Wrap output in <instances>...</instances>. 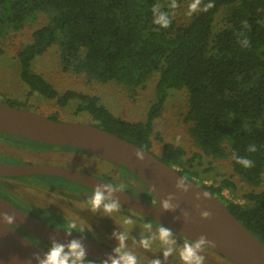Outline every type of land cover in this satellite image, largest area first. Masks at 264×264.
<instances>
[{"label": "trees", "instance_id": "obj_1", "mask_svg": "<svg viewBox=\"0 0 264 264\" xmlns=\"http://www.w3.org/2000/svg\"><path fill=\"white\" fill-rule=\"evenodd\" d=\"M182 1L176 0L178 5ZM209 2L213 8L198 11L191 21L180 23L176 16L179 6L170 8L171 0H0V28L20 30L37 13L48 14L49 22L37 28L32 42L19 52L21 76L31 91L62 106L78 99L77 111L88 112L95 120L90 123L152 152L154 122L169 89L187 88L186 119L194 144L216 159L231 157L235 174L256 188L264 182V0H202L200 7ZM157 4L169 14L171 24L167 28L153 24L152 8ZM224 7L231 11L228 23L216 29ZM245 20L247 29L242 23ZM245 38L247 47L240 43ZM56 43L61 47L64 68L86 72L90 79L145 86L158 72L159 98L152 104L148 119H121L100 102L98 95L75 90L61 93L35 72L33 60ZM5 101L26 108L17 100ZM51 117L59 119L57 115ZM156 138L163 142L157 156L181 167L182 174L190 178H203L194 165L201 152L187 158L188 151L182 145L166 142L160 134ZM252 144L255 152L248 151ZM234 152L252 160L254 167L237 164L232 158ZM217 183L203 185L224 198L232 213L264 241V190L245 193L243 203L224 196L227 188L237 190L232 176Z\"/></svg>", "mask_w": 264, "mask_h": 264}, {"label": "rangeland", "instance_id": "obj_2", "mask_svg": "<svg viewBox=\"0 0 264 264\" xmlns=\"http://www.w3.org/2000/svg\"><path fill=\"white\" fill-rule=\"evenodd\" d=\"M192 2L193 0H183L180 3L176 12L180 23H188L199 11L194 12L191 16L187 15L189 4ZM230 13L231 11L228 7H224L221 10L217 18L216 29L227 25ZM49 19L48 14L39 12L20 30L0 28V47L2 48V52H0V99L17 100L29 110L48 116L57 115L59 120L63 121L95 122L88 112L77 111L78 99H73L66 106H62L55 99L44 97L38 92H32L21 76L19 52L25 45L32 42L33 32L47 24ZM32 68L35 72L42 74L61 93L75 90L82 93L96 94L100 97V102L116 116L129 121H146L152 104L158 101L159 98L157 94L158 72L146 82L145 86L133 87L118 80L103 82L97 79H90L86 72L77 73L64 68L59 43L53 44L43 55L36 57L32 62ZM188 111V89H169L161 114L154 122L155 134L153 138L155 144L152 149L153 152L160 155L162 151L163 142L156 138L157 134H160L166 142L185 147L188 151L187 158H190L195 152H201V158H198L194 165L201 171L203 178L195 176L194 179L202 185L203 183L210 185L215 182L219 183L227 176H232L236 181L237 190L225 189L224 196L226 199L244 203L246 202L243 196L245 193L253 190H264V182L261 186L255 188L242 181L240 176L234 172L231 157L216 159L205 154L194 144L189 133L190 122L186 119ZM177 137H180L179 143H177ZM20 145L24 147L18 149ZM0 150L16 153L21 158V161H19L20 159L1 157V160L10 162L29 160L32 163L58 162L64 166L77 167L110 181L119 187L123 186V189L139 197L146 200L149 199V194L142 195L148 186L145 187L146 184L134 175L132 171L120 164L97 157L72 145L53 147L34 139L13 134L5 135V133L0 132ZM179 168L182 169L181 167ZM30 179L33 182L41 181V183L44 182L47 185L59 183L65 186L68 185L76 190L82 189L80 185L56 176L36 175ZM12 181L20 191L24 192L32 200L47 209L51 208L63 212L70 220L76 222L78 229L83 227L84 231L79 233L94 237L113 248L119 244L116 238L117 235L125 234L127 239L124 250L132 252L139 259L149 263L152 260L159 259L161 264H182L178 250L188 239H184L181 235L173 232L172 238L177 241L176 251L173 252L172 256L165 258L163 250L167 246L163 245L158 239H154L158 233V227L162 224L152 221L150 218L131 210L123 204L120 205L118 212H114L111 215L105 214L102 208L97 212H92L87 204V200L93 192L90 188H86L90 193L87 191L79 193L67 187L57 186L53 188L46 186L26 188L22 185H17L18 183L16 182H19V180ZM120 183H126L133 189ZM221 199L226 202L224 198ZM126 219H131L132 223L125 224L124 221ZM148 224H151L152 227L148 228ZM66 225L67 223H65ZM141 239H148L151 245L150 248H143L140 245ZM201 255L205 257V264H234L220 253L206 247L201 252ZM92 264H99V262L92 260Z\"/></svg>", "mask_w": 264, "mask_h": 264}, {"label": "water", "instance_id": "obj_3", "mask_svg": "<svg viewBox=\"0 0 264 264\" xmlns=\"http://www.w3.org/2000/svg\"><path fill=\"white\" fill-rule=\"evenodd\" d=\"M0 131L41 141L46 144L62 146L72 145L93 155L120 164L128 168L146 183L157 204L139 197L125 189L116 193L121 204L145 215L152 220L172 229V231L196 240L200 235L214 241L215 246L207 248L223 255L234 264H264V241L247 228L232 213L228 205L204 185L182 174L181 169L170 165L154 152L134 143L112 131L89 122L63 121L51 116L14 106L0 99ZM145 152L143 162L137 161L134 152ZM55 174L67 177L91 189L98 184L110 183L88 171L54 164L0 163V175ZM186 176L193 183L192 190L208 191L212 198L205 202L192 200L188 193H180L175 188L176 179ZM197 187H196V186ZM169 194L177 197L173 203L179 207L175 211L165 212L159 203ZM200 204V210L195 208ZM207 210L212 218L203 220L200 211ZM188 212L190 222L186 223L182 215ZM14 214V224L8 226L0 217V264H27L33 253L41 256L47 250L22 234L15 225H19L44 238L49 243H67L70 239H80L87 250V257L102 261L113 255V247L89 235L73 231L67 235L64 228L56 227L42 219L20 209L0 196V213ZM15 258V259H13ZM32 264H36L32 260ZM137 264H150L139 259Z\"/></svg>", "mask_w": 264, "mask_h": 264}, {"label": "clouds", "instance_id": "obj_4", "mask_svg": "<svg viewBox=\"0 0 264 264\" xmlns=\"http://www.w3.org/2000/svg\"><path fill=\"white\" fill-rule=\"evenodd\" d=\"M202 0H193L192 3L189 4L187 15L191 16L196 11H204L207 12L211 8L214 7V4L209 2L200 7ZM179 5L176 0H171L169 5L170 8L176 9ZM153 13V24L158 25L162 28H167L171 24V19L167 12L161 10L160 5H154L152 8ZM243 27L245 29L249 28L248 22L245 20L242 22ZM243 35V33H240ZM243 47L249 46V41L247 38L240 41ZM177 143H179L180 137L176 138ZM256 146L254 144L249 145L248 151L255 152ZM134 156L137 161L143 162L145 159V152L142 149H139L134 152ZM232 158L235 160L237 164L242 165L244 168H252L254 167V162L248 158L240 157L235 152L232 154ZM194 184L189 183V179L186 176L180 175L175 182V188L180 193H188L192 190V186ZM196 186V185H195ZM197 187V186H196ZM123 186L120 188L114 187L110 183L106 184H98L94 189L87 200V204L90 206L92 212H97L101 208L103 209L105 214L111 215L114 212H118L120 210V201L116 198V193L122 192ZM212 198V194L208 191L197 192L195 194V200H207ZM172 194H169L166 198L162 199L159 203V208L163 211H175L179 205L177 203H173L176 200ZM154 204H157L154 201ZM195 208L199 211L200 204H196ZM184 217V221L186 223L190 222V217L188 212L182 213ZM0 217H2L4 223L8 226L14 224V220L16 219L14 214H9L7 212L0 213ZM200 218L203 220H208L212 218V213L207 210L200 211ZM125 224H131V219H126L124 221ZM148 228H151L152 225L148 224ZM64 230L67 235L71 236L73 231L83 232V227H79L75 221L69 222ZM173 231L172 229L160 225L158 227V233L154 239H158L163 245L167 247L163 250V256L168 258L173 255V252L176 251V243L177 241L172 238ZM119 241L117 247L113 248V255H108L106 259L99 262V264H137L138 257L130 251H125V241L127 239L125 234H119L116 237ZM140 245L148 249L150 248V242L148 239H141ZM215 246L214 241L209 240L206 236L200 235L196 240H186L183 245L178 250L179 259L182 264H205V257L201 255V252L205 247ZM47 250L41 256L39 253H33L31 258L27 261V264H32V260L36 261V264H92V260L87 259V250L82 244L80 239H70L67 243L56 242L54 239L52 243L47 246ZM15 259V258H13ZM150 264H161L159 259L152 260Z\"/></svg>", "mask_w": 264, "mask_h": 264}, {"label": "flooded vegetation", "instance_id": "obj_5", "mask_svg": "<svg viewBox=\"0 0 264 264\" xmlns=\"http://www.w3.org/2000/svg\"><path fill=\"white\" fill-rule=\"evenodd\" d=\"M2 133H5V132H2ZM5 135H10V134L5 133ZM4 137H8V136H4ZM48 145H50V144H48ZM52 146L53 147H62V146H55V145H52ZM23 147H24L23 145H20L18 149H21ZM1 157H5L7 159H12V158H14V159H20L19 161H21V158L16 153H8V152H5L4 150L3 151L0 150V163H9V164L32 163V162H29V160H26V161H23V162H10V161H6V160H1L2 159ZM35 164H54V165L64 166L63 164L58 163V162H44V163H35ZM67 167H70V166H67ZM73 168H77V167H73ZM77 169H80V168H77ZM36 175L37 176L42 175V176H56V177H61L63 179H67L71 183H75V184L80 185L82 189L81 190H76V189L71 188L68 185L65 186L64 184H59V183H51V184L47 185L44 182L41 183V181L40 182H33L32 179H30V178L33 177V176H36ZM106 177L110 178L111 180H114V179H112L109 176H106ZM12 180H16V181L19 180V182H16V183H18L17 185L18 186H21L22 185V186H24L26 188H32L34 186H36V187L37 186H46L48 188H53L54 186H57V187H67L70 190L78 191L79 193L81 191H87V192H89L88 190H86V188H89V187H87V186H85L83 184H80V183H78V182H76L74 180H71V179H69L67 177L61 176V175H55V174H32V175H16V176H14V175H0V196H2L3 198L7 199L8 201H10L11 203H13L14 205H16L17 207H19L20 209H22V210H24V211H26V212H28V213H30V214H32V215L40 218V219H42L45 222H48V223H50V224H52V225H54L56 227H59V228H64L65 227V223L68 224L69 222H72V220H70L63 212L56 211V210H53L51 208L47 209V208L43 207L42 205H40L39 203H37L36 201L32 200L29 196H27L26 194H24V192L20 191L18 189V187H16V185L13 183ZM143 183L146 184L145 182H143ZM120 184L132 188L130 185H128L126 183H120ZM146 186L147 185H145V187ZM146 194H149L148 195L149 196L148 201H151V202H154L155 201V198L152 195V193L150 192V190H149L148 187H147V190L145 189V193H142V195H146ZM143 216H145V215H143ZM145 217H147V216H145ZM152 221H154V220H152ZM154 222H156V221H154ZM15 227L22 234H24L26 237H28L30 240H32L33 242L39 244L40 246H42L44 248H47V246H49L51 244L48 241H46L44 238H42L41 236H39V235H37V234H35V233H33V232H31V231H29V230L21 227L19 225H15ZM181 237H184V236L181 235ZM184 239L191 240V239L186 238V237H184Z\"/></svg>", "mask_w": 264, "mask_h": 264}, {"label": "bare ground", "instance_id": "obj_6", "mask_svg": "<svg viewBox=\"0 0 264 264\" xmlns=\"http://www.w3.org/2000/svg\"><path fill=\"white\" fill-rule=\"evenodd\" d=\"M197 192H199V191H195V190H191V191H189L188 192V195H189V197L192 199V200H194V201H196V202H205V201H207V200H200V201H197V200H195V194L197 193Z\"/></svg>", "mask_w": 264, "mask_h": 264}]
</instances>
